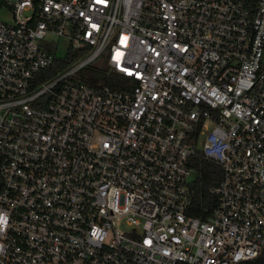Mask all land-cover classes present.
Listing matches in <instances>:
<instances>
[{"label":"built area","instance_id":"obj_1","mask_svg":"<svg viewBox=\"0 0 264 264\" xmlns=\"http://www.w3.org/2000/svg\"><path fill=\"white\" fill-rule=\"evenodd\" d=\"M0 3V264L259 256L264 0Z\"/></svg>","mask_w":264,"mask_h":264},{"label":"trees","instance_id":"obj_2","mask_svg":"<svg viewBox=\"0 0 264 264\" xmlns=\"http://www.w3.org/2000/svg\"><path fill=\"white\" fill-rule=\"evenodd\" d=\"M191 165L195 169V179L191 185L192 205L191 212L195 216L205 215L206 208H212L217 204V197L212 189L222 179L221 168L203 157H195Z\"/></svg>","mask_w":264,"mask_h":264},{"label":"rangeland","instance_id":"obj_3","mask_svg":"<svg viewBox=\"0 0 264 264\" xmlns=\"http://www.w3.org/2000/svg\"><path fill=\"white\" fill-rule=\"evenodd\" d=\"M0 20L5 21V22H11L12 21L11 9L7 8L5 5H2L1 3H0Z\"/></svg>","mask_w":264,"mask_h":264},{"label":"flooded vegetation","instance_id":"obj_4","mask_svg":"<svg viewBox=\"0 0 264 264\" xmlns=\"http://www.w3.org/2000/svg\"><path fill=\"white\" fill-rule=\"evenodd\" d=\"M239 264H264V250L259 254L256 259L241 262Z\"/></svg>","mask_w":264,"mask_h":264},{"label":"snow or ice","instance_id":"obj_5","mask_svg":"<svg viewBox=\"0 0 264 264\" xmlns=\"http://www.w3.org/2000/svg\"><path fill=\"white\" fill-rule=\"evenodd\" d=\"M100 2H103V0H100Z\"/></svg>","mask_w":264,"mask_h":264}]
</instances>
